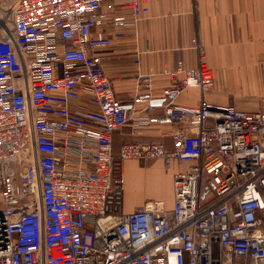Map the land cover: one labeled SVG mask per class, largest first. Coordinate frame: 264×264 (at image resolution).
Here are the masks:
<instances>
[{"label":"built area","instance_id":"built-area-1","mask_svg":"<svg viewBox=\"0 0 264 264\" xmlns=\"http://www.w3.org/2000/svg\"><path fill=\"white\" fill-rule=\"evenodd\" d=\"M147 2L0 0V264H264V97L257 110L176 102L215 88L195 37L196 66L164 68L159 95L137 52L138 91L119 100L104 52L138 38ZM146 123L183 129L168 132L171 149L127 142L115 157L113 134ZM151 159L191 164L174 208L110 211L120 164Z\"/></svg>","mask_w":264,"mask_h":264},{"label":"crops","instance_id":"crops-1","mask_svg":"<svg viewBox=\"0 0 264 264\" xmlns=\"http://www.w3.org/2000/svg\"><path fill=\"white\" fill-rule=\"evenodd\" d=\"M147 5L150 13L139 21L138 38L129 32L123 41L104 52L107 72L119 100L130 101L138 91L132 65L138 54L141 72L154 75L153 91L159 95L170 85L168 78L160 74L164 68L173 67L179 59L188 67L196 66V52L191 44L199 37L215 71V88L204 95L197 88L188 89L176 102L197 105L204 98L226 105L229 96L234 95L238 107L259 108L257 99L241 98L264 97V0H148ZM160 114V110H151L146 116ZM176 128L183 129L180 125H127L113 134L114 156L127 142H160L171 149L172 139L167 134ZM190 168V163L176 160L169 165L162 159L122 162L123 190L111 196L109 210L127 214L147 203L162 202L171 211L175 204L174 178ZM233 264H248V259L240 256Z\"/></svg>","mask_w":264,"mask_h":264},{"label":"rangeland","instance_id":"rangeland-1","mask_svg":"<svg viewBox=\"0 0 264 264\" xmlns=\"http://www.w3.org/2000/svg\"><path fill=\"white\" fill-rule=\"evenodd\" d=\"M9 1H10V0H5L6 4H7ZM229 98H230L229 103H235L236 105H237V103H239V102L237 101L236 97H234V95H230ZM261 98H262V97H259V98H248V97H243V98H241V100H243V101H250V100L255 101V99H257L256 102L258 103V101H260ZM241 100H240V102L242 103L243 101H241ZM257 103H256V104H257Z\"/></svg>","mask_w":264,"mask_h":264}]
</instances>
